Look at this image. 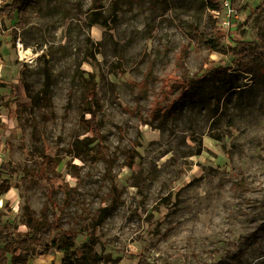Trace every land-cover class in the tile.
Instances as JSON below:
<instances>
[{
    "label": "rangeland",
    "instance_id": "rangeland-1",
    "mask_svg": "<svg viewBox=\"0 0 264 264\" xmlns=\"http://www.w3.org/2000/svg\"><path fill=\"white\" fill-rule=\"evenodd\" d=\"M200 3L26 0L21 12L0 14V163L37 168L44 148L64 155L76 137L87 136L79 114L83 83L91 73L97 81L98 118L118 158L114 172L123 194L98 230V258L87 264H264V60L249 50L235 54L252 41L264 50V0L221 1L214 12L223 32L221 52L191 37L194 25L210 32ZM215 63L231 73L224 82L209 71ZM171 72L204 76L196 89L222 94L219 117L198 106L158 110L168 101L159 92ZM237 82L242 90L223 95V85ZM47 85L50 101L42 99ZM15 86L29 104L41 97L19 124L5 106ZM131 149L139 155L133 168L121 167ZM57 170L78 191L62 225L85 228L111 201L106 167L67 156ZM20 176L12 194L5 193L11 211L4 212L26 231L20 223L26 201L37 216L47 205L51 219L56 209L45 182ZM54 197L63 203L65 196L57 191ZM86 241V235L77 238L79 254ZM63 256L55 250L35 254L29 264H58Z\"/></svg>",
    "mask_w": 264,
    "mask_h": 264
},
{
    "label": "trees",
    "instance_id": "trees-1",
    "mask_svg": "<svg viewBox=\"0 0 264 264\" xmlns=\"http://www.w3.org/2000/svg\"><path fill=\"white\" fill-rule=\"evenodd\" d=\"M222 0H201V8L205 11L206 19H202L205 25L210 27V32H203L198 26L194 25L191 29V37L202 47L209 49L211 52H221V38L223 32L214 18V12L221 8ZM5 0L0 6V14H4L9 9L22 10L26 0H21L22 5L16 6V2L9 3ZM246 50L252 52L256 57L264 60V50L260 45L252 41L248 44H240L235 54H242ZM210 73L215 76L216 82H224L228 76L227 66L222 63H215L210 67ZM260 73L264 75V65L260 67ZM204 77V76H203ZM203 77L196 79L179 78L176 73H167L163 78V86L159 92L164 95V100H168L163 106L158 105V110H164L169 113L177 107H200L204 109L212 118H218L221 110L222 94L213 90L209 94H204L196 89V84ZM224 86V94L237 92L243 88L239 82ZM12 97L8 99L5 106L8 108V115L18 124L22 122V112L27 110L30 104L37 105L41 97H33L29 104L23 100L22 92L19 86L12 87ZM44 96L51 100L50 85L44 87ZM101 99L97 88V81L94 74L84 78L83 83V101L79 106L80 122L85 126L89 133L85 137H76L64 155L53 153L52 149L44 148L38 155V167H24L16 169V164L11 161L0 163V195L6 193L11 187H18L16 179L19 174L21 178L28 179L34 183L45 182L47 186V201L56 209L52 213L51 219L48 215L47 205L41 209L40 215L37 216L29 202L22 206L20 223L27 227L26 231L19 230V223L5 214L10 213V207L5 205L0 211V264H29L30 258L35 254H47L52 250L63 253L62 264H87L98 258L95 250L97 243H102L98 234L99 228L106 219L114 213L119 204L123 189L119 187L117 176L114 172L115 166L118 165V158L111 153L106 143V135L102 133V122L98 118L101 110ZM201 152V151H198ZM69 156L71 159H79L86 162L90 159L101 161L106 167V176L111 181V201L108 204L99 207L95 218L87 224L85 228H64L62 225V216L65 208L70 204L71 195L78 193L77 188L70 186L64 180L61 172L57 167L63 158ZM139 156L135 149H131L126 156V161L121 165L133 168L135 157ZM78 176V175H76ZM240 186H245L243 181H239ZM64 193L63 203H58L54 197L55 192ZM5 211V212H4ZM80 235H86V241L82 248L83 251L77 252L76 240Z\"/></svg>",
    "mask_w": 264,
    "mask_h": 264
},
{
    "label": "crops",
    "instance_id": "crops-1",
    "mask_svg": "<svg viewBox=\"0 0 264 264\" xmlns=\"http://www.w3.org/2000/svg\"><path fill=\"white\" fill-rule=\"evenodd\" d=\"M11 188H12V187H11ZM11 188L7 191V192H9V194H11ZM15 191H16V190H15ZM15 191H14V192H15ZM13 194H15V193H13ZM11 196H13V195H11ZM1 198H4L5 201H4V203H1V204H0V207L4 206V204L7 203L6 200H9V199H7V197L5 196V193L2 194V195H0V199H1ZM6 205H7V204H6ZM47 254H48V253H47ZM45 255H46V254H45ZM58 264H62V257H61L60 262H59Z\"/></svg>",
    "mask_w": 264,
    "mask_h": 264
},
{
    "label": "built area",
    "instance_id": "built-area-1",
    "mask_svg": "<svg viewBox=\"0 0 264 264\" xmlns=\"http://www.w3.org/2000/svg\"><path fill=\"white\" fill-rule=\"evenodd\" d=\"M5 0H0V6L4 3ZM2 21H1V17H0V41L2 40Z\"/></svg>",
    "mask_w": 264,
    "mask_h": 264
},
{
    "label": "bare ground",
    "instance_id": "bare-ground-1",
    "mask_svg": "<svg viewBox=\"0 0 264 264\" xmlns=\"http://www.w3.org/2000/svg\"><path fill=\"white\" fill-rule=\"evenodd\" d=\"M20 50H21V48H20ZM24 50H25V49H24ZM21 53L23 54V53H24V51L22 50V51H21ZM11 194H12V192H11Z\"/></svg>",
    "mask_w": 264,
    "mask_h": 264
}]
</instances>
